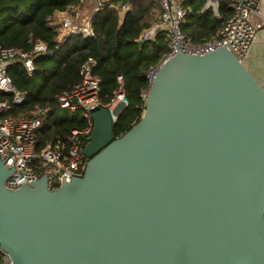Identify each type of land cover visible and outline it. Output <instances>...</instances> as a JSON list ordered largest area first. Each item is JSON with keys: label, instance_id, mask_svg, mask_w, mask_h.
<instances>
[{"label": "water", "instance_id": "1", "mask_svg": "<svg viewBox=\"0 0 264 264\" xmlns=\"http://www.w3.org/2000/svg\"><path fill=\"white\" fill-rule=\"evenodd\" d=\"M91 113L83 177L10 189L0 159L13 264H264V88L232 52L161 63L120 138L108 108Z\"/></svg>", "mask_w": 264, "mask_h": 264}, {"label": "trees", "instance_id": "2", "mask_svg": "<svg viewBox=\"0 0 264 264\" xmlns=\"http://www.w3.org/2000/svg\"><path fill=\"white\" fill-rule=\"evenodd\" d=\"M207 0H186L190 10L182 31L194 43H205L216 37L232 14L223 3L216 16L212 10L202 12ZM81 0H0V46L28 52L37 41L50 48L58 44V32L51 20L58 14L81 6ZM162 12L161 0H109L91 14L95 36H78L67 41L54 55L36 60L37 70L30 75L21 62L14 63L9 74L12 84L25 96L22 105H14L11 117L39 115L47 110L46 127L37 136L38 150L47 142L59 143L65 152L73 129L87 126L81 113H61L58 97L80 82L81 66L89 58L97 65L94 73L102 79L100 100L107 105L123 76L129 107L114 124V136L120 138L142 118L143 94L150 87L148 72L157 67L169 53L164 33L140 45L142 32ZM12 96L0 92L1 100ZM68 112V111H67Z\"/></svg>", "mask_w": 264, "mask_h": 264}, {"label": "built area", "instance_id": "3", "mask_svg": "<svg viewBox=\"0 0 264 264\" xmlns=\"http://www.w3.org/2000/svg\"><path fill=\"white\" fill-rule=\"evenodd\" d=\"M83 1V0H81ZM162 12L150 27L145 29L139 41L144 44L154 40L158 34H166L169 40V53L161 63L169 60L178 52L190 55H206L220 48H227L243 63L249 53L252 43L260 30L264 29V22L255 18L262 17L261 0H207L202 12L212 10L219 16L223 3L232 9L218 35L205 43H194L187 36L182 27L190 10L184 6L186 0H161ZM102 2L99 3V7ZM61 14V13H60ZM57 16V15H56ZM51 20L58 32V44L50 48L42 41L34 43L33 48L24 52L16 48L0 46V92L12 96L11 100L0 101V159L5 161L7 168H13L12 176L6 186L18 189L22 185H30L47 175L48 188L57 190L62 185L72 182L75 178L83 177L86 171L88 158L83 154V147L88 144L94 128L92 110L97 107H106L114 124L122 117L129 107L125 93L123 76H118V89L111 102L104 105L100 100L102 79L94 73L97 61L89 58L81 66V80L71 89L58 97V103L63 110L70 113H81L87 126L84 129H73L69 136V147L65 154L59 143L47 142L38 150L37 136L46 127L47 110H40L39 115L11 117L14 105H22L25 96L12 84L9 74L10 67L21 62L28 74L36 72V60L40 57L52 56L67 41L78 36L93 37L95 29L92 18L76 21L71 17H64L56 21ZM161 63L151 69L147 76L150 81ZM148 90L143 94L145 108ZM0 264H13L9 255L0 248Z\"/></svg>", "mask_w": 264, "mask_h": 264}, {"label": "crops", "instance_id": "4", "mask_svg": "<svg viewBox=\"0 0 264 264\" xmlns=\"http://www.w3.org/2000/svg\"><path fill=\"white\" fill-rule=\"evenodd\" d=\"M260 8L262 10V17L255 19L264 22V0L260 1ZM243 64L264 88V29L260 30L257 34Z\"/></svg>", "mask_w": 264, "mask_h": 264}, {"label": "rangeland", "instance_id": "5", "mask_svg": "<svg viewBox=\"0 0 264 264\" xmlns=\"http://www.w3.org/2000/svg\"><path fill=\"white\" fill-rule=\"evenodd\" d=\"M109 1V0H83L81 6L71 8L68 11L58 14L55 18L59 22L64 17H71L76 21H83L86 18L91 17L93 11H95L99 3ZM61 113H69L67 111H62Z\"/></svg>", "mask_w": 264, "mask_h": 264}]
</instances>
